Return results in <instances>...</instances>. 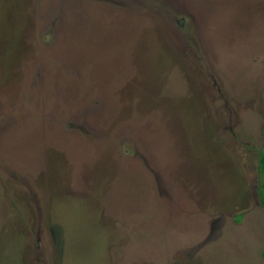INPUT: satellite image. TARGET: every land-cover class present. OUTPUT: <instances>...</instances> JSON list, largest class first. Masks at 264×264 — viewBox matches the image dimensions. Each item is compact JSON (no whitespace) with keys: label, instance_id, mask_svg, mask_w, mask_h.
Returning <instances> with one entry per match:
<instances>
[{"label":"rangeland","instance_id":"obj_1","mask_svg":"<svg viewBox=\"0 0 264 264\" xmlns=\"http://www.w3.org/2000/svg\"><path fill=\"white\" fill-rule=\"evenodd\" d=\"M264 0H0V264H264Z\"/></svg>","mask_w":264,"mask_h":264},{"label":"trees","instance_id":"obj_2","mask_svg":"<svg viewBox=\"0 0 264 264\" xmlns=\"http://www.w3.org/2000/svg\"><path fill=\"white\" fill-rule=\"evenodd\" d=\"M257 169L259 174L262 176V182L259 187V201L264 206V151L258 153Z\"/></svg>","mask_w":264,"mask_h":264}]
</instances>
